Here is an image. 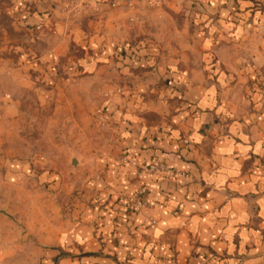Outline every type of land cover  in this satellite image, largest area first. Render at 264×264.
I'll return each instance as SVG.
<instances>
[{"label":"crops","instance_id":"0c3cea01","mask_svg":"<svg viewBox=\"0 0 264 264\" xmlns=\"http://www.w3.org/2000/svg\"><path fill=\"white\" fill-rule=\"evenodd\" d=\"M9 1L27 31L51 20L38 29L59 40L69 36L61 19L68 12L55 8L58 0ZM144 1L98 4L113 7L111 12L121 6L124 13L127 4ZM187 1L201 17L194 28L201 39L192 43L200 55L158 61L148 55L137 62L156 65L151 74L167 83L168 96L155 91L153 105L145 101L122 111L127 163L119 160L106 171L110 184L101 187L102 202H96L99 193L91 186L94 202L76 204L62 216L40 250L41 264H264V0ZM201 5L207 10H199ZM100 32L89 42L79 40L95 49L79 61L94 76L102 59L111 61L116 42ZM2 76L11 75L0 66V81ZM14 96L0 90V145L7 141L4 124L26 114ZM20 160L23 156H16L15 170L7 171L13 181L32 176L18 169ZM151 164L171 170H143ZM41 173L42 184L30 187L48 193L50 174ZM141 188L142 205L135 210L131 199Z\"/></svg>","mask_w":264,"mask_h":264},{"label":"rangeland","instance_id":"374dc122","mask_svg":"<svg viewBox=\"0 0 264 264\" xmlns=\"http://www.w3.org/2000/svg\"><path fill=\"white\" fill-rule=\"evenodd\" d=\"M99 2L57 1L55 8L68 12L61 17L69 35L64 41L41 32L51 20L35 25V32L27 31L24 17L13 11L11 2L0 0V66L6 76L11 75L1 77L0 90L14 94L26 111L17 122L4 124L7 132L2 136L7 141L0 145V264H41L40 250L47 247L44 244L62 216L76 204L94 202L90 193L95 189L96 202L106 198V194L100 197L101 187L110 184H105L106 171L119 160L127 163L119 125L122 111L145 101L153 105L159 97L155 91L168 96L163 91L167 83L152 75L156 65L143 66L139 61L148 55L156 61L200 55L201 50L192 47L202 34L195 30L201 19L195 16L196 4L147 0L127 4L121 13V6L111 12L113 7L99 8ZM99 31V36H113L116 42L108 56L111 61L102 59L94 76L79 61L95 49L88 43L82 47L79 40L89 42ZM147 120L153 122L152 115ZM19 155L23 160L18 169L25 168L32 176L13 181L6 174L15 170L13 159ZM43 171L50 174L48 193L30 187L42 184Z\"/></svg>","mask_w":264,"mask_h":264},{"label":"built area","instance_id":"2783aa9c","mask_svg":"<svg viewBox=\"0 0 264 264\" xmlns=\"http://www.w3.org/2000/svg\"><path fill=\"white\" fill-rule=\"evenodd\" d=\"M85 1V0H84ZM143 170H145L146 172H154V171H164V172H169L171 170V167L167 164H151L148 166H144ZM178 175H180V173H177ZM144 193V189L141 188L138 193L136 198L134 199L133 202V209H138L141 205H142V200H141V195Z\"/></svg>","mask_w":264,"mask_h":264}]
</instances>
